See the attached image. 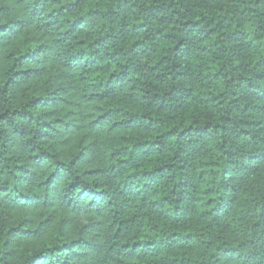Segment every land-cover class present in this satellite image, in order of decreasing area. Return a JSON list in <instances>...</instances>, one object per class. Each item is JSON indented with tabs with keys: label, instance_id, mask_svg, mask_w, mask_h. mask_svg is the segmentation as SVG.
Segmentation results:
<instances>
[{
	"label": "trees",
	"instance_id": "obj_1",
	"mask_svg": "<svg viewBox=\"0 0 264 264\" xmlns=\"http://www.w3.org/2000/svg\"><path fill=\"white\" fill-rule=\"evenodd\" d=\"M0 264H264V0H0Z\"/></svg>",
	"mask_w": 264,
	"mask_h": 264
}]
</instances>
